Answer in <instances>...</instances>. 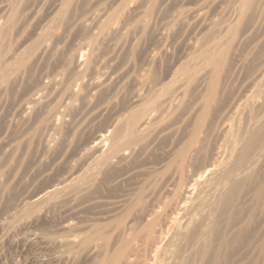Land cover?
<instances>
[{
	"label": "rangeland",
	"instance_id": "1",
	"mask_svg": "<svg viewBox=\"0 0 264 264\" xmlns=\"http://www.w3.org/2000/svg\"><path fill=\"white\" fill-rule=\"evenodd\" d=\"M236 2L0 0V264H124L114 255L129 228L143 229L159 201L172 209L165 197L175 201L183 179L200 171L220 186L218 170L238 156L215 152L264 131V0L243 15ZM219 48L217 72L206 55ZM135 112L154 117L130 133ZM199 120L181 174L175 156ZM122 128L128 138L116 143ZM263 143L227 182L218 219L188 206L183 232L165 241L179 264H214L191 249L213 223L215 244L231 242L216 264H264ZM165 262L177 264L171 253Z\"/></svg>",
	"mask_w": 264,
	"mask_h": 264
},
{
	"label": "bare ground",
	"instance_id": "2",
	"mask_svg": "<svg viewBox=\"0 0 264 264\" xmlns=\"http://www.w3.org/2000/svg\"><path fill=\"white\" fill-rule=\"evenodd\" d=\"M253 1L254 0H240V2H236V3H240L239 4V14L243 15L242 13L245 12V10L248 7L253 5L252 4ZM235 9L238 10V8H235ZM0 22H1V20H0ZM7 27L10 28L9 26H7ZM214 48L216 49V47H214ZM218 50H220V48ZM219 53H221V50L220 51H216V50L213 51L212 50V52H209L206 55V59H207L208 63L210 62L211 64H213L214 68L217 72L222 65L221 58H220L221 54L219 55ZM19 56H21V55H19ZM26 59H28V58H26ZM26 59H24V60H26ZM80 65H81V63L77 64V66H80ZM9 67H11V65H9ZM5 68H7V67H5ZM16 68H17V66H16ZM5 70L6 69H4V71ZM6 72L7 71L3 72L4 75ZM8 75H10V74L7 73L6 76H8ZM2 81H3V79H2ZM216 88H217V80H216V76H215L213 81H211V83L209 84L207 92L204 96L205 98L203 100V102H204L203 114L208 109L209 105L211 104V102L215 96V93H216ZM235 108H238V107H235ZM239 108H240V106H239ZM235 110L237 111L238 109H235ZM141 114H143V113H141ZM139 116H140V113H138V112L130 114V117L128 118V121H127L128 123L125 124L128 126V128H126V126H125V128L128 131H131L130 133H132V131H134L138 127H141L142 129L146 128L151 123V121L154 117V113L149 112V114L147 115V118L143 119V120L141 118H139ZM117 123L118 122L116 121L115 125H117ZM200 126H201V122L199 120L195 124V128H194V131L192 132L191 136L189 137V139H187L188 141L185 144H183L184 146H182L176 153L175 161L176 162L178 161V163H180L179 164V172H181V174L183 173V171L185 169L184 167H186L189 164L190 159L192 158L191 155L195 152L197 154V150H198V148H197L198 144L197 143H199L198 131H199ZM222 126H223V129L226 131L223 134V137H224L223 141L225 140L228 142L229 141V140H227L228 134L226 135V133L228 131L227 124L224 123ZM120 127H122V126H120ZM125 128H122L121 130H119L118 133L116 134V137H113V138H116V143L122 137H124L123 133L125 134V132H124ZM123 129H124V131H123ZM127 133H126V136H127ZM133 134L137 135V132H135ZM133 134H130V135H133ZM96 137H98V136H96ZM124 138H126V140H127L128 136L124 137ZM124 138H122V139H124ZM120 142H122V141H120ZM229 142H231V141H229ZM244 142H245V138H242L241 141L235 142V145L230 149V151L225 150L226 152H223V151H216L215 152V157L216 156L218 157L219 155L227 154V155H225L226 159H227L225 162H227L235 154H237V156H238L236 163H234V165L232 167L228 168L227 170H225V168L218 170L219 172H221V174H222L221 176L223 179V181L220 182L221 183L220 186H219V184L217 185V184L212 183L211 180L209 182V185H207L205 182H202L201 172L195 171L190 176L183 179L179 183V185H180V186L178 185L179 189L177 188L179 190V192H177L178 195L176 196L175 201H173L172 198H166L165 197V199H169V202H171V204H172V202H174V205H172V209L171 208L167 209V207L169 206L170 203L168 204V200L166 202V200L164 199L165 202L163 203L162 206H160V203H162L161 201H159V203H158V205H159L158 207L160 209L155 207L158 210L152 211L153 212L152 214H149L148 212L145 213V214H149V216H152V219L149 222L147 221L148 219L146 220L148 223L146 225H144L145 227H143V229H140V230L136 229L135 223L132 221L134 223V225L131 224L133 227L129 228L128 235L124 234L127 239L123 240L121 242V244L118 246V248L116 249V252L114 255L115 260H118V261L123 260L124 264L125 263L126 264H140L141 256L139 254V251L141 249L140 250H138V249H139V247H142V248L144 247L143 248V250H144L143 255H146V259H144V260L142 259L143 262L141 264H160V263L162 264V261L166 260L167 256L170 253L173 254L174 258L176 259L175 263H177V264L181 263L182 262L181 257H183V256L180 257L179 252L177 255L175 249L170 250L169 249L170 243H168L169 241L166 244H165V241L168 240L169 237L175 238L178 234H181L183 232L185 226H182L181 220L184 218L185 214L189 210L188 206H191V204H192V206H204V207L208 206L209 216L212 215L215 219H218L219 209H217L216 205L219 201H222L223 203L227 202V197L224 195V191H223L226 188V185H228L227 182L229 180H231V178H233L235 175H238L240 173L239 170L241 168H243V167L246 168L245 167L246 165H252V164L258 162L257 161L258 155L256 154L257 158L255 157L253 159V157H251L250 154L255 149H257V151H259V152L262 150V148H263L262 143L264 142V131L260 132V133H258V132L252 133L250 136L246 137V143H244ZM233 143H234V141H233ZM196 144H197V146H196ZM263 145H264V143H263ZM115 146H116V144H115ZM115 148L118 150V147H115ZM254 152H256V151H254ZM259 152H258V154H259ZM178 163H177V165H178ZM216 166H218L216 164V162L211 160L207 165H205L202 168L204 169L206 167H209V169H211V167H212V169H214ZM244 168L242 170H244ZM181 178H182V176H181ZM73 180L74 179H71L70 182H68V183H71V181H73ZM204 185L207 186L206 189L204 188ZM198 189H201L200 192H198ZM53 190H55V189H51L47 192H51ZM39 197H42V196H39ZM39 197H36L34 200H39L38 199ZM170 199H172V201H170ZM152 208L155 209L154 207H152ZM166 210H171V211H168V212H170L168 218H166L164 220V222H161L162 221L161 217H163L162 216L163 214L161 215V213L162 212L164 213V211H166ZM146 217L148 218L147 215H146ZM163 218H165V217H163ZM157 224H159V226H160V227L158 226L160 228L158 234L156 231V229L158 228V227L156 228ZM207 227H208V230H204L203 233H199L198 236L196 235L193 238L194 240L192 241L191 249L193 250L192 253H193L195 258H197V259L200 258V260H202V259L209 257V259H211L214 262V264H216L217 261L220 259V256H221L223 250L228 249L231 242H230L228 236L226 234H223V235L217 237L218 241H217V244H215V241L213 238V235L215 233L214 232L215 225H214V223H213V225L208 224ZM143 258H145V257H143ZM122 264H123V262H122ZM164 264H168V263L165 262ZM194 264H199L198 260L197 261L194 260Z\"/></svg>",
	"mask_w": 264,
	"mask_h": 264
}]
</instances>
